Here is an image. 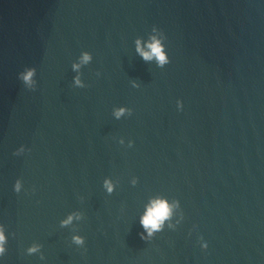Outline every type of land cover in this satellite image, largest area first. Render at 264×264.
Listing matches in <instances>:
<instances>
[{
  "label": "water",
  "instance_id": "1",
  "mask_svg": "<svg viewBox=\"0 0 264 264\" xmlns=\"http://www.w3.org/2000/svg\"><path fill=\"white\" fill-rule=\"evenodd\" d=\"M153 26L164 68L135 51ZM85 50L87 87L74 88ZM117 106L132 115L116 120ZM157 193L185 219L145 241L139 216ZM77 209L85 219L61 228ZM0 223L5 264H264V0H0Z\"/></svg>",
  "mask_w": 264,
  "mask_h": 264
},
{
  "label": "clouds",
  "instance_id": "2",
  "mask_svg": "<svg viewBox=\"0 0 264 264\" xmlns=\"http://www.w3.org/2000/svg\"><path fill=\"white\" fill-rule=\"evenodd\" d=\"M167 37L165 33L158 27L153 26L151 31L148 33V39L145 40L143 37H137L135 40V51L136 54L142 58L146 63L155 62L156 67L164 68L171 62L170 56L167 51V45L165 43ZM93 61V55L89 51H81L78 57L71 63V70L75 74L72 78V87L74 88H85L87 87L85 81L82 79V69L89 65ZM96 75L99 77L101 74L97 72ZM37 70L35 67H26L22 72L18 74V79L23 83L24 87L28 90H35L38 86L36 79ZM132 87L139 88L140 84L136 81H132ZM177 109H183V102L177 101ZM132 109L127 106H117L112 109V116L116 120L128 117L132 115ZM119 144L124 145L125 139L119 138ZM134 145V141L128 140L127 147L131 148ZM29 151L24 145H21L13 153L16 156L24 154ZM130 183L135 186L138 183V178L133 177ZM104 191L111 195L117 187V182L111 177H105L102 182ZM13 190L16 193L25 191L24 182L22 179L17 178ZM83 200V197L80 198ZM85 219V215L79 209L69 212L63 219L59 221L61 228H67L75 225L76 222ZM185 217L183 210L181 209V203L178 199L169 198L164 194H154L150 196L147 202L144 204L143 211L139 216V224L142 227V231L139 233L141 239L145 241H151L157 233H160L168 229H175L177 225L183 223ZM197 229L193 228V232ZM191 233H189V238ZM8 239L9 234L5 224L0 223V264H5L4 257L8 251ZM199 245L202 250H207L208 243L201 236L199 237ZM71 243L83 248L85 245V237L77 230H74L71 235ZM43 245L38 242H33L27 247L26 252L28 255L39 254V260L44 261L45 256L42 252Z\"/></svg>",
  "mask_w": 264,
  "mask_h": 264
}]
</instances>
